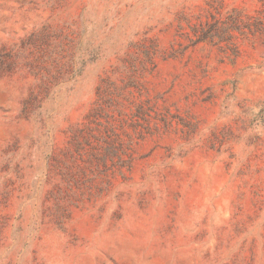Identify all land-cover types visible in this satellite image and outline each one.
<instances>
[{"label": "rangeland", "instance_id": "obj_1", "mask_svg": "<svg viewBox=\"0 0 264 264\" xmlns=\"http://www.w3.org/2000/svg\"><path fill=\"white\" fill-rule=\"evenodd\" d=\"M0 264H264V0H0Z\"/></svg>", "mask_w": 264, "mask_h": 264}]
</instances>
